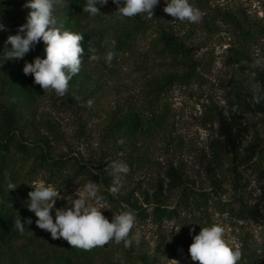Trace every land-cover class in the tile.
Returning a JSON list of instances; mask_svg holds the SVG:
<instances>
[{"label": "rangeland", "instance_id": "1", "mask_svg": "<svg viewBox=\"0 0 264 264\" xmlns=\"http://www.w3.org/2000/svg\"><path fill=\"white\" fill-rule=\"evenodd\" d=\"M26 2L0 6V77L13 70L23 75L25 97L11 99L20 131L49 161L64 165L57 172L32 161L18 164L19 197L27 204L33 182L51 184L62 197L51 211L55 221L56 208L70 206L79 188L96 182L109 221L121 211L136 216L130 238L138 234L139 243L125 249L109 242L111 264H197L189 246L213 224L241 251L238 264H264V0H189L202 13L199 23L175 20L163 10L168 0H159L152 19L133 17L145 32L120 45L117 30L127 19L115 13L112 0L97 5L101 15L81 19L66 0L55 15L66 30L84 36L85 51L63 97L23 73L25 61L45 58L42 40L23 59L4 58L8 36L26 23ZM89 46L96 60L89 59ZM109 50L111 65L104 59ZM197 64L195 77L180 80ZM129 118L136 127L118 131ZM114 162L130 168L119 174L115 196L108 191ZM156 207L171 215L158 219ZM254 209L258 215L251 217ZM27 218L32 224L21 235L0 242V264H65L44 253L59 239L37 227L33 212L23 213L22 222Z\"/></svg>", "mask_w": 264, "mask_h": 264}, {"label": "clouds", "instance_id": "2", "mask_svg": "<svg viewBox=\"0 0 264 264\" xmlns=\"http://www.w3.org/2000/svg\"><path fill=\"white\" fill-rule=\"evenodd\" d=\"M112 3L117 6L115 13L121 18L143 14L152 19L159 0H124L123 6L121 0H112ZM107 4L108 0H86L83 11L95 17L101 15L97 5ZM67 5L66 0H27L23 5L30 10L26 23L19 26L17 34L8 36L5 43L10 44L11 48L4 53L5 59H23L42 40L46 45L45 58L37 56L33 62L25 61L23 73L26 76L31 74L34 83L45 92L52 90L60 97L69 92V81L80 72L85 51L81 45L84 36L66 30L55 15L57 6L66 8ZM163 10L181 22L199 23L202 19V13L189 0H168ZM0 30H5L2 23ZM88 51L91 53L90 60L98 58L94 47L89 46ZM114 55L113 51H107L105 62L111 65ZM91 103L89 101V106ZM111 167L114 179L108 191L115 196L120 188L119 174H127L130 168L126 164L115 162ZM16 187L11 181L7 183V190H15ZM31 187L33 190L28 193L30 199L27 207L37 217V227L49 232L53 240L62 238L71 247L85 251L103 247L113 241L118 245L123 243L125 249L130 248L134 240L139 243L138 234L130 238L136 221L134 212L121 211L109 221L101 211L103 208L99 206L104 197L99 195L100 186L96 182L89 181L82 189L79 188L75 193L78 198L70 197V206L56 208L55 221L51 211L56 200L62 198L60 192L44 181H35ZM8 206L11 207L10 203ZM25 224L31 225L32 219L27 218L23 222L21 218L15 219V228L21 233L25 231ZM192 231L194 229L190 231V235ZM224 236L225 229L218 224L201 228L199 234L193 236V242L189 246L191 260L197 264H238L242 253L239 249L234 250ZM171 264L180 262L173 259Z\"/></svg>", "mask_w": 264, "mask_h": 264}, {"label": "trees", "instance_id": "3", "mask_svg": "<svg viewBox=\"0 0 264 264\" xmlns=\"http://www.w3.org/2000/svg\"><path fill=\"white\" fill-rule=\"evenodd\" d=\"M1 1V0H0ZM3 4L12 5L23 0H3ZM70 7L75 10V13L81 19L83 15H86L83 11L86 0H68ZM1 3V2H0ZM127 22L117 31H120L121 40L117 45L124 44L125 41H133L138 35L145 32L143 25L134 18H125ZM109 24V23H108ZM107 24V25H108ZM106 26V25H102ZM100 34V40L105 37ZM173 47L172 44H169ZM184 60V56H182ZM15 64L11 67H18ZM198 64L193 65L187 76L181 77L180 80H187L195 77V71L198 69ZM24 77L18 70H13L0 77V242L5 243L21 235V232L15 228V219L21 218L23 213L31 214L26 202L19 197V194L15 190H7V183L9 181L16 184L19 174L16 172L18 164L25 165L29 161H32L35 166L42 167L45 165L51 171H59L63 168L62 160L49 161L46 154L42 151L36 150L35 147L28 144L20 131V118L17 113L14 104H12V98L25 97V89L23 88ZM238 85V84H237ZM29 101V100H27ZM127 127L132 130L136 127V123L131 118L117 126L118 131H123ZM130 130V131H132ZM186 192L185 189H182ZM189 201V199L187 200ZM10 203L11 207L8 206ZM248 214L251 217L258 215L257 210H248ZM155 214L159 218L169 217L171 212L168 210L156 207ZM34 216V215H33ZM46 254L57 255L62 258L65 264L79 263L81 258L87 264H95L98 260L111 264L112 257L114 255L113 250L106 244L103 247H96L90 251H85L80 248L71 247L64 239H59L51 246V250H45ZM56 264L58 260H53Z\"/></svg>", "mask_w": 264, "mask_h": 264}]
</instances>
